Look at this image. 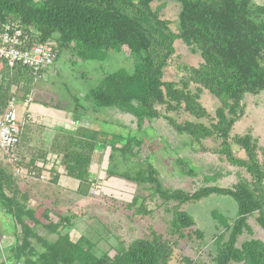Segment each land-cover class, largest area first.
Listing matches in <instances>:
<instances>
[{
    "label": "trees",
    "instance_id": "1",
    "mask_svg": "<svg viewBox=\"0 0 264 264\" xmlns=\"http://www.w3.org/2000/svg\"><path fill=\"white\" fill-rule=\"evenodd\" d=\"M157 1L162 0H0V31L8 23H19L33 43L54 42L56 61L64 49H70L81 60L104 62L111 52L127 48L135 62L132 71L121 69L105 76L84 100L75 97L71 113L77 126L73 130L55 131L51 142L44 143L40 155L30 157L27 165L20 155L23 136L17 148L21 160L7 165L0 163V208L15 222L17 244L11 251L17 263L171 264L179 240L204 238L203 232L196 228L195 218L182 206L219 196L230 198L236 212L234 217L212 212L219 231L212 263L264 264V241L251 239L238 245L246 232L253 231L249 225L251 217L256 216L264 230V147L251 132L232 136L235 125L245 115L244 98L264 91V6L254 0H178L181 9L176 34L160 11L153 9ZM177 40L198 52L202 63L198 67L180 66L184 72L182 79L166 82L164 70L176 54ZM0 64L1 116L12 96L21 102L28 101L37 81L26 67L10 68L4 61ZM204 90L219 101L213 117L200 102ZM158 107L165 108L166 114ZM91 109L95 112L114 109L129 114L136 121L137 132L125 137L111 130L107 122L101 129L94 124L88 126L85 120L94 121L87 115ZM179 111L197 120L210 119V125L189 120L179 123L167 115ZM156 119H165L178 134L190 139L192 147L218 155L244 171L247 177H240L232 187L205 185L188 192L165 188L157 167L149 162L137 170L124 172L109 168L108 178L147 185L154 197L166 204H176L169 209L171 239L151 231L113 256L98 255L86 236L77 241L71 238L66 230L72 227L75 216L54 214L53 219L50 211L45 210L38 217L36 210L29 207V196L21 193L13 169L25 165L39 175L44 169L37 166L38 162L47 161L52 155L64 174L79 183L78 194L86 197L96 182L91 172L95 153L110 148V163L117 153L124 162L131 161L141 153L146 138L145 123ZM207 140L218 146L208 149L204 145ZM234 146L245 156H238ZM177 162L186 166L183 159ZM185 173L196 175L191 167ZM59 177L60 174L55 175L54 183ZM146 201L143 196L134 198L130 207H137L136 215L150 213ZM37 226L46 228L57 239L49 241L38 235Z\"/></svg>",
    "mask_w": 264,
    "mask_h": 264
},
{
    "label": "rangeland",
    "instance_id": "2",
    "mask_svg": "<svg viewBox=\"0 0 264 264\" xmlns=\"http://www.w3.org/2000/svg\"><path fill=\"white\" fill-rule=\"evenodd\" d=\"M254 1L264 6V0ZM152 6L154 10L160 11L163 19L170 22L171 30L177 34L181 3L178 0H162L154 2ZM175 48L176 54L164 70L163 80L166 82H178L182 79L184 72L180 70V66L198 67L202 63L200 54L181 40L175 42ZM134 65V59L127 48H124L122 52H111L104 62L81 60L70 49H64L58 60L46 70L44 78L37 80L34 92L30 96V102L44 107L50 106L72 111L75 107V97L84 100L87 93L96 87L105 76L121 69L132 71ZM191 88L195 90L196 86L192 85ZM200 102L212 117L220 105L219 101L206 90L201 94ZM243 103L245 115L235 125L232 136L251 132L264 147V91L259 95H247ZM24 104L25 102L21 101L18 104L19 114L25 118L27 123L20 155L27 165L30 157L40 155L39 150L43 148L42 141L47 125L41 118L34 120L29 116ZM158 109L166 114L165 108L158 107ZM87 115L94 119L93 122L85 120L88 126L94 124L95 128L101 129L102 124L107 122L111 130L125 137L130 133L133 136L137 132L136 121L129 114H123L114 109H101L96 112L91 109ZM167 115L179 123L189 120L210 125V119L197 120L184 111L170 112ZM143 133L146 138L141 153L131 161L124 162L120 153H117L113 162L110 163V148L100 149L95 153L91 172L96 179L95 186L100 187L98 195H94L91 187L86 197L80 196L78 194L79 183L70 180L60 165L49 170L42 167L48 159L38 162L37 166L44 169V172L39 175L37 171H30L25 165H22L21 169H13L21 193L29 196L28 205L36 210L38 217L42 216L45 210L50 211L49 216L53 219L54 214L75 216L72 227L66 230L71 238L77 241L81 236H86L94 244L98 255L109 253L113 256L134 240L149 235L151 231H156L167 239H171L169 229L172 214L169 209L176 204H166L154 197L147 185L137 186L119 177L108 178L109 168L114 167L118 172H124L129 169L137 170L149 162L157 167L165 188L182 189L188 192H195L205 185L232 187L240 177H247L244 171L229 165L218 155L212 152L203 153L192 147L190 139L178 134L165 119L145 123ZM204 145L208 149H215L218 143L207 140L204 141ZM234 151L240 157L245 156L244 152L236 146H234ZM178 159L185 160L186 166L179 165ZM50 165L51 163L47 166ZM189 167L195 170L196 175L185 173V169ZM58 170L61 173H58ZM56 174L63 176L60 183L53 181ZM207 176L212 179L206 180ZM137 196L147 199L145 206L149 214L136 215L137 207H130ZM181 209L195 218L196 228L203 232L204 238L202 240L196 238L179 240L174 248L171 264H189L186 258L191 260V264H213L212 260L216 254L215 236L219 234V231L216 229L217 222L212 218V212L218 211L224 216L234 217L236 212L234 203L228 197L212 196L197 203L186 204ZM249 225L253 231L252 233L246 232L240 238L239 246L251 239L264 241V230L258 225L256 216L249 219ZM14 226L13 218L0 208V264H24L17 263L11 251V248L17 244L16 227ZM35 231L49 241L57 239L55 234H50L46 228L41 226H37ZM175 239L172 238V240ZM34 245L39 251L42 250L35 241Z\"/></svg>",
    "mask_w": 264,
    "mask_h": 264
},
{
    "label": "built area",
    "instance_id": "3",
    "mask_svg": "<svg viewBox=\"0 0 264 264\" xmlns=\"http://www.w3.org/2000/svg\"><path fill=\"white\" fill-rule=\"evenodd\" d=\"M56 50L54 42L33 43L19 23H8L0 31V61H4L10 68H28L36 81L44 78L46 70L55 63ZM18 104V99L12 96L6 104L5 112L0 116V161L5 164L21 160L17 148L24 133L25 118L19 114ZM49 162L51 165L48 167ZM56 165V157L50 156L42 167L49 170ZM92 192L98 195L100 187L93 184Z\"/></svg>",
    "mask_w": 264,
    "mask_h": 264
},
{
    "label": "crops",
    "instance_id": "4",
    "mask_svg": "<svg viewBox=\"0 0 264 264\" xmlns=\"http://www.w3.org/2000/svg\"><path fill=\"white\" fill-rule=\"evenodd\" d=\"M1 69L2 66L0 64V73H1ZM0 79H1V75H0ZM30 101L31 99L26 101L24 104L26 105V110L29 113V116H31L34 120H36L37 118H41L43 121H45L46 123L45 125H47L45 126L46 131L44 132L42 143L51 142L53 136L55 135V131H58L60 129L73 130L76 127L73 117L71 115V111L67 109L63 110L50 106L44 107L43 105H39V104L37 105L34 104L35 102H30ZM58 173L61 172L58 170ZM62 177L63 176L59 177L58 180L59 183L62 181Z\"/></svg>",
    "mask_w": 264,
    "mask_h": 264
}]
</instances>
